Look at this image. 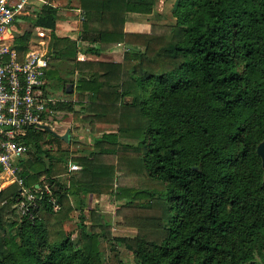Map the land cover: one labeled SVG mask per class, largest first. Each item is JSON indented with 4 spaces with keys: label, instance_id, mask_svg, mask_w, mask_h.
Masks as SVG:
<instances>
[{
    "label": "trees",
    "instance_id": "16d2710c",
    "mask_svg": "<svg viewBox=\"0 0 264 264\" xmlns=\"http://www.w3.org/2000/svg\"><path fill=\"white\" fill-rule=\"evenodd\" d=\"M79 1L77 38L56 36L51 5L34 21L51 30L55 54L79 72L68 80L77 98L56 101L45 116L62 112L93 131L98 123L116 128L77 152L41 149L42 133L27 132L23 142L35 157L19 160L17 175L35 188L45 173L59 207L45 192L33 216H21L14 207L20 185L0 189V223L12 216V230L0 232V264H104L101 239L117 258L116 245L125 248L134 264H245L255 253L264 264V167L257 152L264 142V0H175V22L162 33L154 23L149 32L124 30L127 13H151L154 0ZM22 40L14 46L23 48ZM117 45L120 61L75 58L77 50L100 55ZM122 162L150 185H115ZM71 163L80 168L71 170ZM58 164L69 175L63 183L54 177ZM103 192L120 201L117 213L151 217L154 225L110 234L97 212L101 223L87 229L88 196ZM151 208L158 213L140 212ZM73 210L77 241L63 224Z\"/></svg>",
    "mask_w": 264,
    "mask_h": 264
},
{
    "label": "built area",
    "instance_id": "2783aa9c",
    "mask_svg": "<svg viewBox=\"0 0 264 264\" xmlns=\"http://www.w3.org/2000/svg\"><path fill=\"white\" fill-rule=\"evenodd\" d=\"M30 0H0V174L6 173L9 184L20 185L14 207L19 215L33 216L32 210L41 201L44 193L53 208L59 204L47 183L31 188L24 183L25 176L19 160L25 157L27 145L23 142L27 132L45 127V114L52 111L51 105L59 99L53 95L46 78L50 54L44 40L46 31L40 29L39 47L19 55L10 41V28L16 16L21 14ZM83 58L82 54L79 55ZM48 118V117H47ZM80 165L71 163L70 169Z\"/></svg>",
    "mask_w": 264,
    "mask_h": 264
},
{
    "label": "crops",
    "instance_id": "0c3cea01",
    "mask_svg": "<svg viewBox=\"0 0 264 264\" xmlns=\"http://www.w3.org/2000/svg\"><path fill=\"white\" fill-rule=\"evenodd\" d=\"M79 2V0H30L23 12L16 16L10 28V41L14 45L17 42V39H20L21 36L23 37V48L18 47V44L16 47L19 55L21 56L32 49L38 48L40 46L39 41L41 40V38L38 36L37 32L40 29H44L46 31V35L42 39L44 40L47 50L50 54L49 65L46 69V78L49 86H61L62 91L63 86H66L67 83H71L68 80L77 78L79 72L78 70L73 68V64L71 62L63 60V55L57 56L55 54L54 49H52L50 45L51 30L44 26L35 25L34 21L36 20L37 15L42 12L43 5H51L56 8L57 14L56 28L54 30L56 36L58 38H63V35H66L69 38H77L82 20V13L79 7ZM174 2L175 0H154L151 13L143 14L137 12H128L124 23V30L149 32L151 24L153 23H163L165 21L174 23L175 17L172 14ZM158 7L166 9H159ZM167 10L169 12H166ZM169 13L171 16H169ZM85 44L86 42L81 43L82 46ZM59 46L63 54V42H60ZM80 54H82L83 58L79 57ZM75 56V58H77L78 60H95L97 58H100L105 60L120 61L122 58V46L117 45L109 51L102 52L100 55H97L96 53H85L83 52V50H77ZM64 80H67L65 84H63ZM53 95L55 94L53 93ZM73 95H75V91L73 92ZM58 99L60 100V98ZM115 128L116 126L114 124L98 123L95 126V133L101 134L103 132L113 131L115 130ZM66 132L68 133V130ZM67 133L63 134V142L68 139ZM56 135V139L60 140V135ZM63 150L71 151L72 148L63 146ZM68 176L69 175L67 172H65V170H61L58 174L54 175V177L62 183L68 178ZM5 180L6 179L4 178V176H0V189L8 185V182L6 183ZM39 181H41L42 183H46L45 173L40 175ZM35 185H38V183H36ZM95 195L100 196L101 193L99 195L96 193L90 194L89 199L90 197H93ZM5 222V225L0 226V232L8 231V227L11 224V218H7L4 223ZM15 230H17V227H15Z\"/></svg>",
    "mask_w": 264,
    "mask_h": 264
},
{
    "label": "rangeland",
    "instance_id": "374dc122",
    "mask_svg": "<svg viewBox=\"0 0 264 264\" xmlns=\"http://www.w3.org/2000/svg\"><path fill=\"white\" fill-rule=\"evenodd\" d=\"M159 9H166L162 7H158ZM166 12H169L168 10ZM169 16L170 13H169ZM158 25L155 29H157L158 33L166 32L167 26L172 24L167 21L163 23H154ZM151 30V27H150ZM102 53V52H101ZM61 86L55 85L51 86V91L55 94L57 98L64 99V100H72L77 98V93L75 92V95H73L72 91L71 93L63 92ZM74 88V87H73ZM74 90V89H73ZM62 112L56 113V118H50L48 119L46 117V124L49 126V128L52 129H46L40 128V129H34L35 133H42L41 136H43L44 139L40 141L41 149H49V151L54 152L57 150H63V146L71 147L74 152H77L78 149L81 150H91L92 143H93V136L98 135L88 126L87 122L81 121V120H69L64 119L62 116ZM68 130V133L66 132ZM60 135V140L56 139L57 135ZM67 133V140L63 142V134ZM35 149L32 146H27L25 157L33 158L35 157ZM108 160H113L112 158H108ZM107 160V161H108ZM60 171L63 170V164H58ZM59 173V169H58ZM146 178L144 175L141 174V171L134 170L128 163L125 164L122 162L120 164V171L117 174V179L115 182L116 184H124L125 186H145L150 185L148 181L145 180ZM9 184V182H8ZM94 194V193H92ZM98 195L100 193H97ZM120 204V201L115 200L114 195L108 192L101 193L100 196H88V204L87 207L84 210L85 213V224L87 229L91 226L92 222H97L99 220V217L97 215V212L102 214L104 219L109 222L110 227L107 225L104 226L105 230H110V234H122V235H132L137 232V229L139 227H149L153 226L155 221H152L151 217L146 219V217H130L129 214H124L122 212H116V209L118 208ZM93 209V210H92ZM128 213L131 212V210L127 211ZM142 215H153L157 214L158 210L151 208V209H144L140 211ZM11 218L12 216H5L3 218V222L7 219ZM101 223V220H99ZM0 223V226L5 225V223ZM79 223V217L77 215V211L73 210L71 212V215L69 218H67L64 221V227L72 232V237L74 241L78 240L79 233H80V227L78 226ZM8 227V226H6ZM10 226L8 227V233L11 231ZM101 258L104 262V264H119V260L122 262V264H134L133 260L131 259L129 253L126 251L125 248H123L121 245H116V248L118 249V258L115 256L114 250L110 249V243H108L106 240L101 239ZM262 250H264V247H262ZM119 259V260H118ZM245 264H263L261 262L258 255L255 253V257L246 262Z\"/></svg>",
    "mask_w": 264,
    "mask_h": 264
},
{
    "label": "water",
    "instance_id": "95a60500",
    "mask_svg": "<svg viewBox=\"0 0 264 264\" xmlns=\"http://www.w3.org/2000/svg\"><path fill=\"white\" fill-rule=\"evenodd\" d=\"M125 46L128 47V48H134V46L131 45V44H125ZM65 91H66L67 93H71V92L73 91V84H72V83H67L66 86H65ZM44 128L49 129V130L52 131V129L49 128L48 125H45ZM257 152H258V154H259L260 157H261L262 165H263V167H264V142H261V143L257 146Z\"/></svg>",
    "mask_w": 264,
    "mask_h": 264
},
{
    "label": "bare ground",
    "instance_id": "6f19581e",
    "mask_svg": "<svg viewBox=\"0 0 264 264\" xmlns=\"http://www.w3.org/2000/svg\"><path fill=\"white\" fill-rule=\"evenodd\" d=\"M0 176H4L5 177L6 176V173H2Z\"/></svg>",
    "mask_w": 264,
    "mask_h": 264
}]
</instances>
